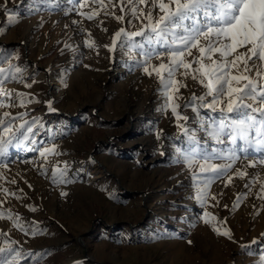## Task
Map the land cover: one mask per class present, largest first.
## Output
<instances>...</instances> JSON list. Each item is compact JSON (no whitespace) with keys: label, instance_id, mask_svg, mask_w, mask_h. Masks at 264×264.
I'll list each match as a JSON object with an SVG mask.
<instances>
[{"label":"rangeland","instance_id":"obj_1","mask_svg":"<svg viewBox=\"0 0 264 264\" xmlns=\"http://www.w3.org/2000/svg\"><path fill=\"white\" fill-rule=\"evenodd\" d=\"M6 6L8 13L0 8V56L7 59L0 67L20 68L32 87L18 81L4 87L28 93L34 102L0 113L26 112L43 127L36 144L10 147V157L0 159L7 164L0 166V245L15 241L13 247L25 253L20 262L29 264H254L256 257L241 245L253 252L264 248L251 244L264 241V167L247 168V176L229 183L228 176L246 167L242 158L208 186L204 204L196 199L202 185L194 184L193 170L174 162L185 138L170 111L160 110L157 77L130 70L134 52L104 47L120 27L133 31L139 22L132 27L109 18L105 32L98 21L68 12L67 0H7ZM83 29L91 31L93 48L84 45ZM2 44L15 47L6 53ZM185 82L184 98L204 91L190 78ZM53 145L59 154L46 158L28 150ZM53 169L63 170L69 182L54 183ZM7 213L19 216L25 231ZM214 227L229 231L231 239ZM30 252L40 256L30 259Z\"/></svg>","mask_w":264,"mask_h":264},{"label":"snow or ice","instance_id":"obj_2","mask_svg":"<svg viewBox=\"0 0 264 264\" xmlns=\"http://www.w3.org/2000/svg\"><path fill=\"white\" fill-rule=\"evenodd\" d=\"M67 2L72 5L68 12L75 11L89 22L98 21L97 27L105 32L108 29L103 25L109 18L122 25L127 20V25L132 27L139 22V27L133 31L120 27L112 34L111 43L104 47L110 53L117 49L124 54L134 52L138 58L132 61L130 70L138 67L144 74L150 77L155 74L157 77L160 87L156 91L164 101L160 110L170 111L181 136L185 138L183 146L176 147L174 162L183 163L193 170L191 178L194 184L202 185L196 194L201 204L206 202L208 186L226 176L238 160L243 158L248 163L245 168L237 169L233 176H228L229 183L233 177L247 176V168L264 167V0ZM6 5L7 0L0 4V8L8 13L11 10ZM84 8L90 10L85 12ZM117 9L119 15L116 14ZM101 15L105 19H99ZM82 31L88 33L84 45L93 48L95 44L91 41V31ZM4 59L7 57L0 56V60ZM153 59L159 63L152 64ZM189 78L204 91L199 95L193 92L184 98L180 89L188 87L185 81ZM9 81L23 83L26 88L32 87V84L26 83L20 68L13 65L0 67V109L26 107L34 102L30 94L4 87ZM181 100L183 103L178 102ZM48 108L55 111L51 101ZM185 109H190L193 115H185ZM27 115L26 112L15 115L10 111L0 113V159L10 157V147L19 148L29 141L33 145L37 143L34 137L43 125L36 117L29 121ZM28 150L39 151L44 158L50 153L59 154L54 145L43 150ZM0 166L7 167V164ZM52 179L54 183L69 182L63 170L53 169ZM245 186L249 187L248 184ZM260 187L261 198H264V183ZM3 191L15 196L7 189ZM204 215L209 214L205 212ZM4 216L0 212V218ZM7 217L13 220L15 227L25 231L19 216L7 213ZM208 222L206 219L205 223ZM213 230L231 239L229 231L221 232L215 227ZM37 234L38 230L33 227L32 235ZM4 235L7 236L6 233ZM261 237L264 238V233ZM15 243L5 239L0 245V264H20L25 257L22 250L13 247ZM258 243L264 241H251L253 245ZM245 249L248 255L256 257L254 264H264V248L253 252L250 245H241V250ZM38 256L39 253L27 254L33 260Z\"/></svg>","mask_w":264,"mask_h":264},{"label":"trees","instance_id":"obj_3","mask_svg":"<svg viewBox=\"0 0 264 264\" xmlns=\"http://www.w3.org/2000/svg\"><path fill=\"white\" fill-rule=\"evenodd\" d=\"M2 48H5L6 53L12 51L15 47V44H2ZM1 53V52H0ZM20 264H29L28 261H21Z\"/></svg>","mask_w":264,"mask_h":264}]
</instances>
